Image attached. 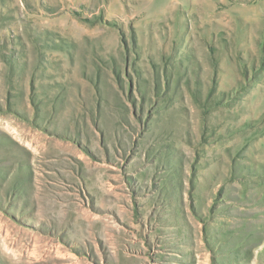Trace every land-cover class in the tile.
Instances as JSON below:
<instances>
[{"label":"rangeland","instance_id":"rangeland-1","mask_svg":"<svg viewBox=\"0 0 264 264\" xmlns=\"http://www.w3.org/2000/svg\"><path fill=\"white\" fill-rule=\"evenodd\" d=\"M0 264H264V0H0Z\"/></svg>","mask_w":264,"mask_h":264}]
</instances>
